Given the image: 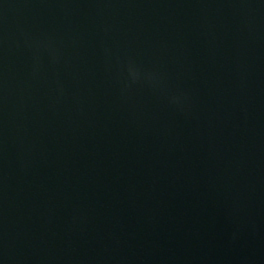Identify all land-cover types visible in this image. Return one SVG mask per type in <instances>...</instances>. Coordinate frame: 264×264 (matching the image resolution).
Instances as JSON below:
<instances>
[{
	"label": "water",
	"instance_id": "obj_1",
	"mask_svg": "<svg viewBox=\"0 0 264 264\" xmlns=\"http://www.w3.org/2000/svg\"><path fill=\"white\" fill-rule=\"evenodd\" d=\"M0 264H264V0H0Z\"/></svg>",
	"mask_w": 264,
	"mask_h": 264
}]
</instances>
